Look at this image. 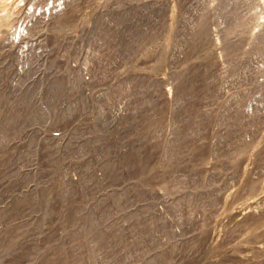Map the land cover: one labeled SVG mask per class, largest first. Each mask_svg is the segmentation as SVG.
Returning <instances> with one entry per match:
<instances>
[{
  "label": "rangeland",
  "instance_id": "obj_1",
  "mask_svg": "<svg viewBox=\"0 0 264 264\" xmlns=\"http://www.w3.org/2000/svg\"><path fill=\"white\" fill-rule=\"evenodd\" d=\"M11 2L0 264H264V0Z\"/></svg>",
  "mask_w": 264,
  "mask_h": 264
},
{
  "label": "bare ground",
  "instance_id": "obj_2",
  "mask_svg": "<svg viewBox=\"0 0 264 264\" xmlns=\"http://www.w3.org/2000/svg\"><path fill=\"white\" fill-rule=\"evenodd\" d=\"M9 1H10V0H4V2H6V3H8ZM11 1H12V2H11V5L14 6L15 8H18L16 12H19V11L21 10V8H20L21 6L19 5L20 2H23V3L25 2V0H11ZM21 4H22V3H21ZM19 6H20V7H19ZM22 6H23V5H22ZM36 9H37V8H36ZM2 10H3V9H2ZM1 18H2V17H1ZM7 18H9V17H7ZM0 22H1V21H0ZM22 28H23V27H22V25H21V27L19 28V31L17 30V32H19V35H20V32H21ZM25 28H26V26H25ZM25 28H24V29H25ZM21 37H22V36H21ZM21 37H20V38H21Z\"/></svg>",
  "mask_w": 264,
  "mask_h": 264
}]
</instances>
